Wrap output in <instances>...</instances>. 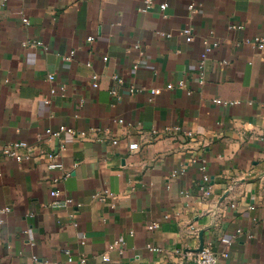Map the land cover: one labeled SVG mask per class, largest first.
<instances>
[{
    "label": "crops",
    "instance_id": "crops-1",
    "mask_svg": "<svg viewBox=\"0 0 264 264\" xmlns=\"http://www.w3.org/2000/svg\"><path fill=\"white\" fill-rule=\"evenodd\" d=\"M255 38L264 0H0V264H192L200 234L228 250L219 264H264ZM61 126L72 132L47 141ZM15 141L31 159L3 152ZM61 144L59 181L35 152Z\"/></svg>",
    "mask_w": 264,
    "mask_h": 264
},
{
    "label": "built area",
    "instance_id": "built-area-1",
    "mask_svg": "<svg viewBox=\"0 0 264 264\" xmlns=\"http://www.w3.org/2000/svg\"><path fill=\"white\" fill-rule=\"evenodd\" d=\"M165 7V3L164 4H160V8L163 9ZM191 10H194L193 8H191ZM22 21L27 24L28 23V20L26 17H22ZM182 32L186 35V39L187 40H190L191 39V28L190 27H186L182 30ZM91 39V38H90ZM255 41H256V45L258 48H263L264 47V40L261 39V38H255ZM35 44L37 45H42V42L41 41H37L35 42ZM212 45H216L215 43H213ZM211 49V46H206L205 49H204V52L201 54L200 58V68H201V65L203 64V60L206 56V53ZM105 59V57H104ZM48 79L49 80H52L53 79V76L52 74H49L48 76ZM97 78H98V75L96 73H92L90 75V84L94 87H96L98 85L97 83ZM179 85L182 86L183 85V82H179ZM54 90L51 89V92H53ZM156 92V90H154ZM111 94L112 95H115L116 94V90L115 88H112L110 90ZM47 102V101H46ZM214 102L215 103H221L223 102L222 100L220 99H214ZM62 131H67V132H72V130L70 128H66L64 126H61L58 128V130H51V129H46L44 131V135H45V138L47 139V141L49 140H52L53 138H56L59 136V134L62 132ZM80 136L84 135V132H79L78 133ZM185 134L187 135H191V131H185ZM112 143H117L116 140H112ZM138 147V143L137 142H131L128 144L127 148L129 150H134ZM19 148H24L25 149V152L23 153H19L18 149ZM34 147L32 146H29L26 142H23V141H15V142H12L8 145H6L4 148H3V152L7 155V156H10V157H13L17 162H22V161H25V160H29L32 158L33 156V151H34ZM64 149V145L61 144L59 146V150H52V151H46V150H39V151H36L35 152V158L36 160L38 161H42L45 163V166L47 169L49 170H58L61 172L60 176H59V181H62L63 179H66L68 176H69V172L67 171H63V163L61 161V151ZM208 176L207 175H204L203 176V180L204 182H207L208 181ZM202 189H204V187H202ZM206 192V187H205V190ZM50 195L52 197H55L56 199L52 202L53 204H57V205H62V206H65L67 204H70V203H73V199L71 197H65L63 199H57L59 197V191L56 190V189H52L50 190ZM96 197L99 201L101 202H105L107 201V198H113V195L112 193L110 192V190L108 188H104L102 190H100V192H98L96 194ZM231 206H233V204H231ZM9 210V207L8 206H4L3 208L0 209V212L1 213H5L6 211ZM157 227V224L156 223H153V224H150L148 225V228L152 229V228H155ZM240 233V230L239 229H236V231L234 232V234L230 237H222L220 239L221 243L224 245V246H228L232 240L234 238H236L238 236V234ZM84 237H81L80 239V243L81 244H84ZM119 242H113L112 244L109 245V248H114L116 246H118ZM149 249H152V250H158L157 248H154L152 246H148ZM66 253H68L69 251L67 249L64 250ZM229 257V252L227 249L225 250H222L220 253H217L214 251V247H213V244L211 242H208V243H205L203 244V247L201 250L199 251H196L194 252L191 257H190V260L192 261V264H219L220 262V259L223 258V259H227ZM79 259H80V262H83L85 261V254L83 252H81L79 254ZM101 259L102 261L106 262L108 261V257L106 254H103L101 256ZM69 261H71V258L69 257L68 258Z\"/></svg>",
    "mask_w": 264,
    "mask_h": 264
},
{
    "label": "water",
    "instance_id": "water-1",
    "mask_svg": "<svg viewBox=\"0 0 264 264\" xmlns=\"http://www.w3.org/2000/svg\"><path fill=\"white\" fill-rule=\"evenodd\" d=\"M199 238H200L199 245L196 248L189 249L188 251H190V252H196V251H199V250L202 249L203 243H202V240H201V234H200V237Z\"/></svg>",
    "mask_w": 264,
    "mask_h": 264
}]
</instances>
